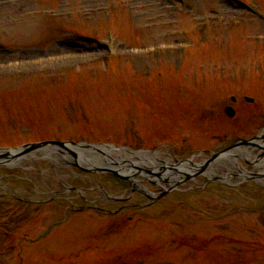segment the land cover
<instances>
[{
    "label": "rangeland",
    "instance_id": "1",
    "mask_svg": "<svg viewBox=\"0 0 264 264\" xmlns=\"http://www.w3.org/2000/svg\"><path fill=\"white\" fill-rule=\"evenodd\" d=\"M263 125L264 0H0L1 148L58 140L182 158ZM64 153L0 165V264H264L260 184L171 193L116 225L94 207L116 208L124 188Z\"/></svg>",
    "mask_w": 264,
    "mask_h": 264
},
{
    "label": "water",
    "instance_id": "2",
    "mask_svg": "<svg viewBox=\"0 0 264 264\" xmlns=\"http://www.w3.org/2000/svg\"><path fill=\"white\" fill-rule=\"evenodd\" d=\"M231 110H228V113L230 116L234 115V112H229ZM253 142L251 141H243L241 143H237L221 152L215 153L213 156H211L206 163L202 166V170L199 171L198 173H201L206 167H208V165H210L212 162H214L215 160L221 159L223 158L224 155H226V153L238 146L241 145H251ZM73 144L75 146V148L77 150H73L69 145V143L67 142H60V141H47V142H41V143H31V144H27L24 145L22 147L16 148V149H11V150H7L4 153L0 154V158H6L7 160L3 163H9L10 161H13L16 158L22 157L24 155H27L29 153H33L36 151H39L41 149H45V148H50V147H54V148H62L65 149L66 151H68L75 159H76V165H79V160L81 157H83V152H81V149L84 148H88V149H95L100 151L103 155L106 156V153L100 149H98L96 146L91 145V144H74V143H70ZM84 158L88 159L86 156H84ZM113 163H117L115 160H113ZM107 171L115 176H120L124 179H128L127 176L123 175L122 173H120L117 170L114 169H110V168H101V167H95L94 169H87V171ZM150 173L160 177L159 173H154L152 171H150ZM192 178L191 175H188L187 179ZM162 179V178H161ZM163 180V179H162ZM166 182H168V179H165ZM181 182H176V184L174 186H172L171 188H174L175 186L179 185ZM167 193V191H164L161 196L165 195Z\"/></svg>",
    "mask_w": 264,
    "mask_h": 264
},
{
    "label": "bare ground",
    "instance_id": "3",
    "mask_svg": "<svg viewBox=\"0 0 264 264\" xmlns=\"http://www.w3.org/2000/svg\"><path fill=\"white\" fill-rule=\"evenodd\" d=\"M159 152L155 153V154H146V153H141V154H138L139 157L141 158V162L140 163H144L146 161V159H150V160H153V161H158L159 160ZM243 154V153H241ZM43 155V154H41ZM35 157H38L39 156V153H36L34 154ZM91 159V161H93L94 163H96L97 165H102V161L99 157L97 156H91L89 157ZM15 163H18V162H15ZM107 165H109L107 162H106ZM226 166V165H231L232 167L236 168L237 170L239 169L240 171V168H241V165L240 163L238 162L237 158L235 156H229L226 158V160H221L219 161L217 164H215L209 171H207V176H215L217 171H218V168L221 167V166ZM231 166H228L229 168H231ZM120 169H122V171H124L125 173H131L132 172V169L133 167H130V166H127V165H120L118 166ZM243 171V170H242ZM234 174V173H232ZM243 174L245 176V174H247L245 171H243ZM167 177H171V173H167L166 174ZM173 180L179 178V176H172L171 177ZM227 181H232V178H229L227 179Z\"/></svg>",
    "mask_w": 264,
    "mask_h": 264
},
{
    "label": "flooded vegetation",
    "instance_id": "4",
    "mask_svg": "<svg viewBox=\"0 0 264 264\" xmlns=\"http://www.w3.org/2000/svg\"><path fill=\"white\" fill-rule=\"evenodd\" d=\"M234 102H236L235 100H233ZM255 114L257 115V116H259V115H263L262 114V108L260 107V105L259 106H256V111H255Z\"/></svg>",
    "mask_w": 264,
    "mask_h": 264
}]
</instances>
